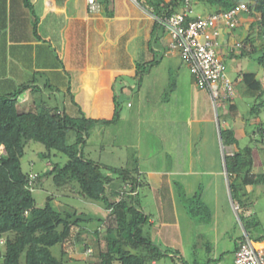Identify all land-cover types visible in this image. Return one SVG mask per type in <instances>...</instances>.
Returning a JSON list of instances; mask_svg holds the SVG:
<instances>
[{"label":"rangeland","instance_id":"obj_1","mask_svg":"<svg viewBox=\"0 0 264 264\" xmlns=\"http://www.w3.org/2000/svg\"><path fill=\"white\" fill-rule=\"evenodd\" d=\"M141 3L148 6L144 0H141ZM191 4L195 15L207 16L218 10V7L208 0H192ZM187 7V0H182L177 9L179 12H184ZM259 17L260 14L252 15L249 12H243L240 15V24L231 31L234 33V39L230 38L225 45L233 47L249 36L254 39V43H248L249 48L253 50L256 46H261L264 42V33L257 23ZM223 28L225 29L226 26ZM159 33L160 40L158 42L153 40L151 45L152 50L155 49V54L152 52L149 57L143 55L141 58V63L147 62L142 67L143 77L140 79L137 76L124 75L125 81L119 79L115 82L117 92L121 96V118L110 124L99 123L94 126L84 151L88 157L107 165L137 168L140 180L144 183L139 190L145 211L149 215L162 213L173 222V225L162 229L163 235L169 239V243L164 240L162 243L167 247L172 246L170 247L172 250L181 249L189 261L196 259L201 264H206L214 255L198 246L202 237L207 240L213 238L210 244H214L219 250H225L230 246L231 236L234 233L243 232L244 228L247 229L249 222H252L250 230L254 234V239H259L264 234V184L248 187V190L252 188L249 190L252 202L250 206L254 210L253 216L250 217L246 215L245 207L240 206L237 197L232 195L226 174L216 173L219 153L222 155V163H225L223 160L225 152L233 151V147L222 144L221 129L233 126L237 131L239 147L244 148L248 145L254 147V172L264 174V142L260 134H255L257 125L264 122V108L259 116L251 113L252 108L264 100V95L260 99L247 95L248 90L242 82L244 73L254 72L264 83V66L258 62L257 54L233 58L221 51L220 57L227 65V76L235 83L236 88L237 85L243 87L241 91L236 90L234 97L239 107L238 111L229 114L230 101L220 99L219 105H215L213 99L205 92L203 99L195 96L193 87L197 88V91L199 89V92L200 89L206 90V88L199 86L193 79L190 66L183 61L182 56L180 57V50H176L177 53L165 52L172 38L169 31L160 24L157 25L155 36L157 37ZM124 44L125 42L118 46V51L123 52L124 48L121 47ZM236 53L240 54L241 50L236 49ZM129 58L126 59L129 61ZM153 58H156L157 63L151 62ZM125 84L129 89L127 92L122 90ZM41 91L50 105H58L60 109H65L63 101L66 99L62 91H57L56 87L47 88L44 85ZM41 91L34 90L33 94H39ZM196 102L198 107L195 106ZM68 106L70 107H67V113L79 115L76 110L70 111L74 109L71 103ZM74 139L73 131L69 135V140ZM25 146L26 152L21 159L25 172L43 174L51 163L64 164L68 159L60 152L54 150L48 152L40 142L28 140ZM148 171H154L155 174L150 176ZM115 183L119 185L121 181L118 180ZM159 183H162V186L158 192L162 196L169 192V184L175 192L172 200H170L171 194L167 193L169 200L166 201L163 198L162 203L166 202L163 207L160 205V208L156 192ZM181 187L185 197L188 198L199 192L193 201L188 200L197 210L198 220L191 218L188 214L181 200L183 195L180 191ZM33 194L38 206L41 207L47 203L49 196H53L58 208L71 206L79 211L104 217L106 220L102 225L95 221L89 227L92 232L99 227L101 231L99 237L93 233H83L81 240L68 242L63 246L68 251V255L74 258L66 264H88L101 261L99 253L106 244L103 236L107 226L114 221V216L106 211L103 202L81 196L78 190H68L65 193L63 188L56 186L50 176H42L36 181ZM219 212L224 217L220 219L219 229L215 230L217 226L214 227V222ZM159 225V221L157 225L146 224L145 233L155 232V229H158L155 227ZM174 231L176 236L179 234L182 238L180 242L174 235ZM77 232L76 227L73 229V234ZM216 236L217 239H215ZM158 241L161 242L160 239ZM87 247L93 250L91 254L88 253ZM177 247L180 249H176ZM53 252L60 256L61 245L53 247ZM176 254L170 253L171 256ZM175 257L176 261L166 257L158 264H181L180 257Z\"/></svg>","mask_w":264,"mask_h":264},{"label":"trees","instance_id":"obj_2","mask_svg":"<svg viewBox=\"0 0 264 264\" xmlns=\"http://www.w3.org/2000/svg\"><path fill=\"white\" fill-rule=\"evenodd\" d=\"M181 1L144 0L151 5L148 7L157 16L179 12L177 8ZM208 1L218 7L216 12L227 11L242 2L248 3L249 13L260 14L257 23L264 33V0ZM196 16L194 14L193 17ZM158 24L156 21V26ZM243 42L240 47L231 49L229 55L234 58L257 54L258 62L264 66V42L253 50L247 46L248 43H254L252 37L248 36ZM236 49H240L241 53L237 54ZM142 67V64H138L137 75L140 78ZM193 77L196 80L194 74ZM242 82L248 90L247 95L257 99L264 95V83L256 73H244ZM30 85L31 83H23L11 92H0V147L4 151L0 159V238L5 240L0 245V264H66L74 259L63 248L66 243L81 240L83 233L100 236L99 227L95 232L89 227L95 221L102 225L106 220L104 217L79 211L71 206L58 208L53 196L48 197L44 206H38L33 189L42 176L52 177L56 186L63 188L65 193L68 190H78L81 196L103 202L106 211L114 216V221L107 226L103 236L106 244L99 253L101 261L88 264H152L166 257L175 260L177 255L171 256L170 253L179 251L161 246L151 234L145 233L144 226L149 223L150 215L144 210L140 199L139 187L144 183L140 180L139 170L104 164L88 157L84 151L94 126L99 123L110 124L121 118L120 94H115L114 116L97 119L87 117L80 108L78 116L70 115L58 105L47 106L40 111L21 110L19 96ZM242 88L237 85L236 90L241 91ZM124 89L125 87L122 90ZM234 100L235 98L230 100L229 114L239 109ZM263 108L264 100L257 103L251 113L259 116ZM73 131L75 139L70 141L69 135ZM257 133L264 142V122L257 125L255 134ZM221 137L223 144L233 147L232 153L225 152L232 195L237 197L241 207L247 208L252 204L248 187L264 184V174L254 172V147L248 145L240 148L237 131L233 126L222 128ZM28 140L42 143L48 152L54 150L65 154L68 158L66 163H51L43 174L25 172L21 159L25 155V143ZM33 174H36L34 179ZM118 180L121 183L116 185ZM180 191L188 214L198 220V212L188 200L193 201L199 192L188 198L185 197L183 187ZM249 216L252 217L253 214ZM250 225L252 222H249V227L246 226L247 230H250ZM76 227L78 232L74 235L73 229ZM262 238L264 234L259 239ZM59 244L61 255L57 256L53 247ZM180 260L181 264H188L183 259Z\"/></svg>","mask_w":264,"mask_h":264},{"label":"crops","instance_id":"obj_3","mask_svg":"<svg viewBox=\"0 0 264 264\" xmlns=\"http://www.w3.org/2000/svg\"><path fill=\"white\" fill-rule=\"evenodd\" d=\"M148 6L140 0H98L96 9L91 10L88 0H29V4L27 0H0V92L8 93L23 83H31L30 88L19 96L20 109L40 111L51 106L41 91L42 85L56 87L57 91L64 93L66 111L71 103L74 106L71 112L80 108L87 117L112 118L115 94L118 93L115 82L119 79L125 81L124 75L140 78L137 75L138 64L147 63H141V58L143 55L149 57L152 52L155 54L152 42H158L161 38L160 33L155 36L156 20ZM222 37V51L229 55L231 47L225 43L232 37L234 39V33L225 31ZM123 42V52L118 51V46ZM166 49L165 52L177 53L170 44ZM128 57L129 61L126 59ZM155 61L156 58H153L151 62ZM124 87L127 92V85ZM37 89L41 92L33 94ZM193 91L200 99L205 97L204 92L210 96L205 89L199 92L193 87ZM195 106L198 107L197 102ZM218 158L216 173L226 174L228 180L226 164L222 163L220 153ZM148 172L150 176L155 174L154 171ZM161 184L155 187L158 189L155 190L159 208L169 200L167 193L171 194L170 200L174 199L175 193L169 184V192L162 196L158 192ZM163 198L166 201L162 203ZM245 213L250 215L254 210L249 206L245 208ZM216 215L214 227L217 226L215 230H218L220 219L224 216L220 212ZM158 221L160 225L155 227L158 229L152 228L155 229V232H151L152 238L161 246L170 248L172 246L167 247L162 243V240L169 243L162 229L173 225V222L162 213H150L149 223L157 225ZM246 234L254 238L253 232L244 228L243 232L231 236L230 246L225 250L211 245L213 238L207 240L202 237L198 246L214 255L206 264H236V251ZM178 235L175 236L180 242L182 238ZM180 250L176 255L183 261L201 264L196 259L187 260Z\"/></svg>","mask_w":264,"mask_h":264},{"label":"built area","instance_id":"obj_4","mask_svg":"<svg viewBox=\"0 0 264 264\" xmlns=\"http://www.w3.org/2000/svg\"><path fill=\"white\" fill-rule=\"evenodd\" d=\"M88 1L91 10H95L98 0ZM134 1L138 2L139 0ZM187 4V10L184 12L161 16L152 12L151 15L169 31L172 38L171 48L180 50V54L190 66L196 82L202 88H206L215 105H219L220 99L230 101L236 95V85L227 76V65L220 57L223 50L222 36L225 31H232L240 24V15L249 11V4L242 2L224 12H214L207 16L197 15L196 17H193L195 13L191 0H187ZM223 26L226 28L224 29ZM241 45V42H237L231 49ZM3 155V148L0 147V159ZM32 177L36 178V174H33ZM4 241L3 238H0V245L4 244ZM92 252V249L88 250L89 254ZM235 263L264 264V238L257 240L250 234H246L236 251Z\"/></svg>","mask_w":264,"mask_h":264}]
</instances>
